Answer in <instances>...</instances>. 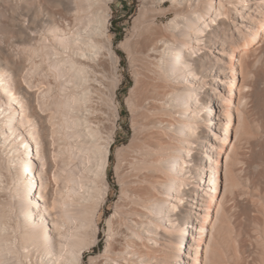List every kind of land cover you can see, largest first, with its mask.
<instances>
[{
	"label": "bare ground",
	"instance_id": "bare-ground-1",
	"mask_svg": "<svg viewBox=\"0 0 264 264\" xmlns=\"http://www.w3.org/2000/svg\"><path fill=\"white\" fill-rule=\"evenodd\" d=\"M213 1L143 0L117 45L134 70L133 134L115 153L123 203L89 264H204L208 251L216 264L207 236L235 148L234 76L264 4ZM112 2L0 0V264H82L97 243L120 116Z\"/></svg>",
	"mask_w": 264,
	"mask_h": 264
},
{
	"label": "rangeland",
	"instance_id": "rangeland-1",
	"mask_svg": "<svg viewBox=\"0 0 264 264\" xmlns=\"http://www.w3.org/2000/svg\"><path fill=\"white\" fill-rule=\"evenodd\" d=\"M260 2L264 4V0ZM238 4L242 3L237 2ZM169 5L170 3L167 7ZM142 7L143 0H113L110 4L108 28L120 61L117 67L120 87L116 102L120 116L115 127V138L107 167L108 195L97 221V243L83 254L82 264H89L91 256L103 251L106 244L107 219L115 212V205L123 203L119 201L120 185L115 171V153L117 148L129 144L133 134L126 98L135 78L126 51L118 49L117 45L134 31ZM254 13L252 16L257 21L258 38L247 47L246 52L239 55L245 64L241 68L240 76H234L239 83L240 95L237 93L234 100L237 111L235 110V130L231 132V141L235 148L228 162V180L224 174L223 156L220 157L221 167L218 166L217 179L221 192L219 204L223 211L215 209L211 213L213 224L208 229L207 241L213 244L216 264H264V26L263 17ZM233 16L234 12L231 14V17ZM167 19V16L158 18L156 23L160 25ZM246 31H243L244 35L248 33ZM235 67L240 72V67ZM226 149L229 151L228 147ZM124 204L125 209L129 208L127 202ZM209 253L210 251L206 255L203 254L204 264H210Z\"/></svg>",
	"mask_w": 264,
	"mask_h": 264
}]
</instances>
